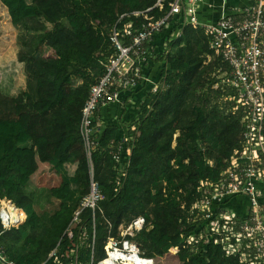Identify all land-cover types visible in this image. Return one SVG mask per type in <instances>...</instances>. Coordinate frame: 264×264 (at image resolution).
Returning a JSON list of instances; mask_svg holds the SVG:
<instances>
[{"label": "trees", "instance_id": "trees-1", "mask_svg": "<svg viewBox=\"0 0 264 264\" xmlns=\"http://www.w3.org/2000/svg\"><path fill=\"white\" fill-rule=\"evenodd\" d=\"M119 1L81 0L85 7L81 4L80 8L70 13L78 0H0L7 8L12 24L24 26L18 36L19 44L34 46L28 53V58L21 60L25 63V91L15 99H3L0 90V201L9 199L27 214V221L21 229L5 232L1 237L8 258L15 264H42L48 259L42 252L41 244L28 235L30 230L40 227L34 202L22 195L19 185L14 181V174L19 171L18 162L32 154L31 147L27 146L29 143L37 148L41 163L53 166L60 173H64L68 163L78 165L77 170L82 175L72 178L64 174L63 185L52 189L55 199L69 201L76 198L79 189H74V184L84 187L80 195L81 201L89 193L85 180L89 179L90 162L84 140L81 141L77 129L72 126V117L67 115L55 118L57 113H39L37 103L41 94L57 95L63 89L68 90L67 104L76 113L75 120L80 131L82 110L94 84L90 89L86 85L77 86L71 68L77 65L85 70L82 74L84 79L88 78L86 71L97 68V80L103 74L101 54L112 53L109 36L120 16L143 12L158 2L151 0L150 5L142 7L139 0H123L125 5L118 12L116 7ZM60 12L63 17L68 18V27L56 22ZM87 13L89 14L86 15ZM153 14L158 18L164 12L155 10ZM108 16L111 29L106 34L104 23ZM42 17L55 23V29L46 31L34 41L32 31L36 28L27 23ZM130 21L138 25L144 19L132 16L125 19L123 24ZM199 41V53L196 54V44ZM48 42L59 49L56 56L47 55ZM175 47L180 49L174 53L172 49ZM212 57L215 58V63ZM208 58L210 63L205 64ZM163 60L166 62L163 77L169 89L155 95L148 94L141 107L137 122L140 135L134 144L126 177L120 175V166H116L106 150L112 141L118 139V129L105 127L99 133L100 142L93 153L92 163L98 169L95 178L105 195L102 208L106 209V218L112 223L114 234L123 223H129L137 217L146 219V229L136 238L148 258H154L155 254L164 256L178 247V256L185 264H241L235 258H227L222 249L213 244L202 246L198 255L193 256L194 253L184 249L182 243V235L194 230L193 226H188L182 207L190 208L197 200V188L201 181H217L220 178L227 167V161L240 147L243 133L239 113L228 111L210 118L193 105L192 98L205 86L206 76L214 70L216 74L213 73L214 76L210 79L213 88L218 82L220 59L210 49L205 32L187 26L184 27L182 36L171 42L170 52L166 57L158 58V61ZM214 90L222 97L220 90ZM177 133H180V137L175 141ZM174 141L177 143L176 148L173 147ZM205 143H209L210 147L204 153ZM155 156L164 159V167L160 174L152 176L150 172ZM104 164L109 168L108 175L101 173ZM180 175L184 181L179 189L186 188L187 192L182 206L175 201L167 202L165 193L159 188L163 180L161 176L169 183H174ZM84 176L86 179H83ZM142 179L145 181L142 182ZM74 211L67 209L66 214H59L53 221L49 232L55 239L54 249L63 243L64 233L73 220ZM86 216L90 222L89 233L92 234L91 213L86 212L83 219ZM131 216L135 218L130 219ZM152 218L154 221L150 226ZM102 228L97 225L96 229V247L100 255H103V246L109 236L107 233V238L105 236L98 247V231ZM2 231L0 223V233ZM13 232L19 236L15 240L27 238L26 244L32 245V249L18 251L9 246L7 242ZM64 250L62 247V251ZM81 260L87 263L89 255L85 254Z\"/></svg>", "mask_w": 264, "mask_h": 264}, {"label": "built area", "instance_id": "built-area-1", "mask_svg": "<svg viewBox=\"0 0 264 264\" xmlns=\"http://www.w3.org/2000/svg\"><path fill=\"white\" fill-rule=\"evenodd\" d=\"M204 4L205 0H158L154 7L143 12L120 16L109 36L112 53L101 54L103 74L91 87L82 110L80 131L93 166L99 133L105 127H116L118 139L106 150L116 166H120V175L126 177L140 135L139 115L129 123L122 120L126 102L146 91L140 101V112L148 94L161 92L166 62L158 58L166 57L171 42L182 36L184 27L202 29L210 49L221 62L214 88L230 104L229 111L241 115L243 133L240 147L227 161L220 178L201 181L197 200L190 208L182 207L188 226L194 227L191 233L182 235L183 247L197 256L202 246L213 244L227 258H235L241 264H264V0H251L248 5L230 9L223 3L219 18L210 23L200 20ZM155 10L164 15L157 18ZM132 16L144 21L138 25L131 21L123 24ZM104 200L100 183L92 176L89 193L82 199L63 243L42 264H156L134 240L147 227L144 217L123 223L117 237L112 235L113 225L108 222L109 236L100 255L96 229L98 215H104ZM86 212L91 213L92 234L83 223ZM26 221V212L13 201L6 198L0 201L2 263L15 264L1 243L2 235L21 229ZM173 250L180 251L178 247L170 251ZM85 254L89 255L87 263L81 260Z\"/></svg>", "mask_w": 264, "mask_h": 264}, {"label": "rangeland", "instance_id": "rangeland-1", "mask_svg": "<svg viewBox=\"0 0 264 264\" xmlns=\"http://www.w3.org/2000/svg\"><path fill=\"white\" fill-rule=\"evenodd\" d=\"M57 1L64 2V0ZM139 2L140 6L146 7L150 5L151 0H139ZM81 4H83L81 0H78V3L76 2V4L73 5L70 13L80 8ZM124 5V1L120 0L117 4L116 10L118 12L121 11ZM88 14L89 13H87L86 15ZM56 22L62 23L64 26L67 27L69 26L68 18L63 17L61 12ZM27 24L30 26L34 25L36 28V30L32 31V37L34 38V41L37 39V37H41L46 31H53L56 25L55 23L50 22L46 17L31 20ZM110 29L111 21L108 16L106 17L104 23L105 33L109 34ZM22 30H24V26H15L12 24L7 8L0 2V90L2 92L3 99H15L26 89L25 63L21 60L28 58V53H30L34 46L26 47L19 44L18 36ZM200 43L201 41H199V44H196V54L199 53ZM46 49L48 50L47 55L50 56H56L59 53V49L57 48V46L52 44L51 42H48V44L46 43ZM179 49L180 47H175V49L172 50L175 53ZM212 60L215 63L214 57H212ZM208 63H210L209 58L205 64ZM71 69L74 73L73 77L76 85H86L88 89H90V87L94 84L98 76L97 68L86 71L88 75L87 79H84L82 77V74L85 71L82 68H79L77 65H74ZM79 70L81 72H79ZM215 72L216 70L206 76V79L204 80V82H206L205 86L200 88L195 93V96L192 98L193 105L196 108L203 110L204 113L210 118H214L216 115H219V113L221 115L223 113H227L230 108V105L226 103L221 96L219 97V95L215 92L213 85L210 82V79L212 80V77L214 76V74H216ZM168 89L169 85L165 84V86L163 87V92L167 91ZM68 98L69 92L66 89L61 90L57 95L54 94L47 96L41 94L37 103V111L39 113H57L55 118L70 115L73 120L72 126L74 129H77L76 131L79 133L82 141L83 138L81 132L79 131V127L77 128V123L75 120L76 113L70 108V106H68ZM179 137L180 133H177L175 136V141ZM175 141L173 144L174 148L177 147V143ZM27 146L31 147L32 154L26 157L24 160L18 162L19 171L14 174V181L17 185H19L22 195L33 200L40 221L39 229L34 231L30 230L28 235L29 237L35 238L37 240V243L41 244L42 252L46 254L47 257H49V255L55 248H53V240L55 239L50 234L49 229L52 228V223L57 218V216L59 214H66L67 209H69L70 211L75 210L74 213H76L77 207L79 206V203L81 201L80 195L84 191V187L82 185L74 184L73 188L76 190L79 189L77 197L69 201H59L55 199L52 196V189L61 187L63 185L64 174H67L72 178H76L78 176H81L82 174L77 170L78 165L74 162L65 165L64 173L58 172L53 166L41 163V161L39 160L37 148H35L31 143H29ZM209 147L210 144L205 143L203 152L205 153ZM172 165H174V162L172 163ZM89 167V179L87 180L85 176L83 177V179H86L85 182L88 183V187L90 190L91 177H97L98 169H96L94 165ZM102 167L103 168L101 170V173H103L104 175H108V166L104 164ZM163 167L164 159L155 156L153 158L150 173L152 174V176L158 175L160 174L161 169H163ZM161 178L163 180L159 184V188L162 189L165 193L167 202L175 201L177 205L180 204L182 206V202L184 201V198L187 194L186 188L179 189V187H182V183L184 181L182 179V176L180 175L174 183H169V181L163 176H161ZM141 181L144 182L145 180L142 179ZM104 210V215H98L97 217V225L103 227L102 230L98 231V247L99 244L105 239V236L107 238V233L109 232V220L106 218V209ZM133 218L135 217H130V219ZM152 219L153 220L150 223V226L153 224L154 221V218ZM83 223L86 224V227L89 231L90 222L87 216L83 219ZM114 236H118V231L116 234H114ZM16 238H19V236L13 232L12 235L9 237L7 244H9V246L11 247H14L13 249H17L18 251H21L23 249L30 251L32 249V245L26 244L27 238L15 240ZM134 240L140 245V242L137 238H135ZM143 252L145 253V250H143ZM174 252L170 251L164 256L155 254V263L185 264L180 260L178 252Z\"/></svg>", "mask_w": 264, "mask_h": 264}, {"label": "crops", "instance_id": "crops-1", "mask_svg": "<svg viewBox=\"0 0 264 264\" xmlns=\"http://www.w3.org/2000/svg\"><path fill=\"white\" fill-rule=\"evenodd\" d=\"M251 0H205V4L202 6V10L200 11V20L203 23H210L219 18L220 9L223 3H226L228 8L234 6H245L250 4ZM144 91L141 94H135L130 97L131 102H129L130 98L126 102L125 112L123 114V119L126 123L134 121L137 119L139 115V106L140 101L143 98ZM0 264H4L0 261Z\"/></svg>", "mask_w": 264, "mask_h": 264}, {"label": "bare ground", "instance_id": "bare-ground-1", "mask_svg": "<svg viewBox=\"0 0 264 264\" xmlns=\"http://www.w3.org/2000/svg\"><path fill=\"white\" fill-rule=\"evenodd\" d=\"M13 213H14L15 217H17V215H16L17 213H16L15 211H13ZM173 252H174V250H173ZM174 253H175V252H174Z\"/></svg>", "mask_w": 264, "mask_h": 264}]
</instances>
